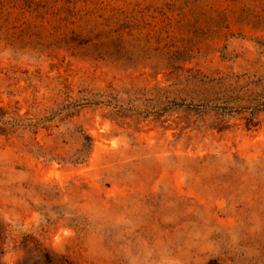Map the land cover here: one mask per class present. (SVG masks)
<instances>
[{
	"label": "rangeland",
	"instance_id": "1",
	"mask_svg": "<svg viewBox=\"0 0 264 264\" xmlns=\"http://www.w3.org/2000/svg\"><path fill=\"white\" fill-rule=\"evenodd\" d=\"M1 264H264V0H0Z\"/></svg>",
	"mask_w": 264,
	"mask_h": 264
},
{
	"label": "trees",
	"instance_id": "2",
	"mask_svg": "<svg viewBox=\"0 0 264 264\" xmlns=\"http://www.w3.org/2000/svg\"><path fill=\"white\" fill-rule=\"evenodd\" d=\"M1 244H2V235H1V229H0V255L4 254V250L2 249ZM65 262H66V259L62 256L51 255L49 253L43 254V264H65Z\"/></svg>",
	"mask_w": 264,
	"mask_h": 264
}]
</instances>
